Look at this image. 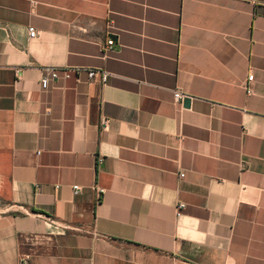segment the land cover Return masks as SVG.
<instances>
[{
    "label": "crops",
    "instance_id": "1",
    "mask_svg": "<svg viewBox=\"0 0 264 264\" xmlns=\"http://www.w3.org/2000/svg\"><path fill=\"white\" fill-rule=\"evenodd\" d=\"M0 264H264V0H0Z\"/></svg>",
    "mask_w": 264,
    "mask_h": 264
},
{
    "label": "built area",
    "instance_id": "2",
    "mask_svg": "<svg viewBox=\"0 0 264 264\" xmlns=\"http://www.w3.org/2000/svg\"><path fill=\"white\" fill-rule=\"evenodd\" d=\"M29 35L31 38H36L38 33L37 31L34 29V28H30L29 29ZM114 45V41L113 40H109L108 42V47L111 49L112 46ZM77 72L76 69H73V68H68L66 69L65 73H64V78L65 79H69L71 78V75L72 73H75ZM109 74L107 72H100V71H97V70H89L88 71V78L90 81L96 79V78H99L100 81L102 82V84H106L109 80ZM59 78V75L56 71H51L50 72V77H45L41 80V87L43 90H48L49 87H50V83L52 80H57ZM254 81V75H251L249 76L248 80H247V84H245V88L248 90L249 93H251V89H250V85L251 83H253ZM187 96L182 94L181 92H175L174 94V99L176 102H181L183 101ZM107 122L104 121V125L106 126ZM103 163V159H100L99 160V164H102ZM181 178H184V174H182L180 176ZM73 191L76 195L80 194L81 192V187L80 186H74L73 187ZM97 192V199H98V202L101 200L102 198V195L104 194V190L102 188H97L96 190ZM185 208V204H179V206L177 207V211L180 212Z\"/></svg>",
    "mask_w": 264,
    "mask_h": 264
},
{
    "label": "water",
    "instance_id": "3",
    "mask_svg": "<svg viewBox=\"0 0 264 264\" xmlns=\"http://www.w3.org/2000/svg\"><path fill=\"white\" fill-rule=\"evenodd\" d=\"M184 103H185L187 106H189L190 103H191V101H190V99H185V100H184Z\"/></svg>",
    "mask_w": 264,
    "mask_h": 264
}]
</instances>
